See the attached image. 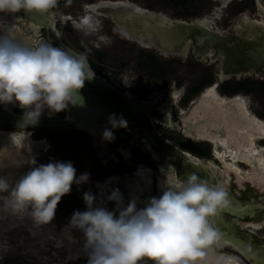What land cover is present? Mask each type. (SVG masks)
<instances>
[{
    "label": "rangeland",
    "instance_id": "rangeland-1",
    "mask_svg": "<svg viewBox=\"0 0 264 264\" xmlns=\"http://www.w3.org/2000/svg\"><path fill=\"white\" fill-rule=\"evenodd\" d=\"M101 1L107 0H58L57 6L51 10L58 18L72 15L76 20L83 15L85 6ZM130 1L147 10L162 13L173 20H194L209 13L217 5L215 0ZM248 10L252 16L256 15L255 0H235L225 9L224 17L216 21V25L221 29L232 30L239 18ZM94 15L104 28L105 41L84 30L62 24L60 20L59 28L65 40L79 52L86 54L97 70L111 76L115 75L117 80L124 81V85L130 86L140 95L162 103L174 90L183 89L185 96L177 103L176 108L180 106L187 110L192 99L198 97L206 87L217 80V64L196 58L190 52L187 56L162 55L155 49L145 48L137 41L127 38L111 17L101 12H95ZM18 33L22 35L26 32ZM0 36H6L20 43L1 29ZM148 54L158 59L162 71L150 73L144 63V58ZM241 80H246L244 87H239L240 80L232 79L220 83L217 89L222 94L232 95L241 92L248 96L251 99V110L264 120V80L253 76ZM160 95L162 98L156 99ZM42 114H50V112L45 109ZM51 115L63 117L65 111ZM159 129L174 143L194 155L220 162V159L212 154L211 149L205 152L199 141L184 138L173 130ZM64 132V128H34L32 138L44 140V146L35 151L32 148L20 150L9 143H6V147L0 144V177L7 180L10 189L34 166L33 158L39 165L47 164L51 160L66 162L78 154L76 162L73 163L77 176L86 172L90 174L88 182L81 185L73 184L71 192L61 198L55 217L49 224L36 225L27 212L14 213L10 208H6L5 201L9 199V194L0 193V264H87V257L82 252L83 234L68 226L69 220L76 211L87 210L83 199L84 193L90 191L99 199L101 195H110L108 188L118 187L121 193L129 188L130 192L138 195L134 190L130 171L141 163L154 167L144 158L133 155V148L125 138L112 144L101 143L86 132L72 129L73 138L65 143H59V137ZM96 142L98 146H95ZM259 144L264 146V140H260ZM121 151L124 156L127 152L134 157L126 159ZM239 164L243 169L248 168L244 163L239 162ZM154 173L155 178H164V172L155 170ZM113 178L115 180L112 181ZM153 190L157 192L156 187ZM139 196L142 201L148 199L146 194ZM106 206L112 210L115 202L109 201ZM258 232L264 233V227ZM211 243L218 252L237 255L235 249L225 246L219 236ZM242 260L245 261L243 258ZM142 264H154V262L144 257ZM244 264L249 263L244 262Z\"/></svg>",
    "mask_w": 264,
    "mask_h": 264
},
{
    "label": "clouds",
    "instance_id": "clouds-1",
    "mask_svg": "<svg viewBox=\"0 0 264 264\" xmlns=\"http://www.w3.org/2000/svg\"><path fill=\"white\" fill-rule=\"evenodd\" d=\"M58 0H0V11L48 13ZM95 72L84 53L41 42L24 46L0 36V103H17L24 109L27 123L38 121L45 109L50 114L75 106L86 80ZM113 128L127 127V121L109 117ZM104 140H113L110 129L103 131ZM30 168L11 187L0 177V193L8 192L5 207L14 213L27 212L36 225L54 219L61 198L72 185L88 182L90 174L77 176L71 161L51 160L39 164L35 158ZM164 171L160 194L143 201L134 195L125 204L118 187L108 188L110 195L99 199L85 192L87 210L76 211L68 226L83 234L82 252L87 264H142L150 258L154 264H194L202 256V246L218 238L212 218L230 204L222 183L210 184L193 173L177 179ZM115 202L110 210L107 202Z\"/></svg>",
    "mask_w": 264,
    "mask_h": 264
},
{
    "label": "water",
    "instance_id": "water-1",
    "mask_svg": "<svg viewBox=\"0 0 264 264\" xmlns=\"http://www.w3.org/2000/svg\"><path fill=\"white\" fill-rule=\"evenodd\" d=\"M258 2L264 12V4L261 0ZM95 5L96 12L111 17L117 25L128 31L131 37L145 38L153 46L146 48H154L164 55L182 56L187 55L189 49H192L196 57H209L212 61L221 60V76L248 73L253 69L257 73H264V39L259 38L257 33L259 30L246 28L243 31L223 33L212 29L201 20H172L162 13L144 11L134 2L126 0H107ZM21 21L28 23V27L34 33L44 28L47 41L55 43L57 47L64 48L72 54L81 53L63 39L58 27L59 18L54 11L50 10L48 13L28 12L23 9L18 12L0 11V23ZM248 33L254 37H250ZM88 61L91 65L89 59ZM93 70L95 76L91 80H86L84 88L79 92L81 100L75 106L69 105L63 117L41 114L38 121L31 124L26 122L24 112L17 110L18 102L0 103V127L74 129L104 140L103 131L110 129L114 133L115 129L109 123V117L112 115L117 119L122 117L127 121L126 128L131 130L136 138L140 135L143 137L152 158L162 162L159 166L161 171L171 169L177 179L195 173L210 184H223L229 194L230 204L212 218L219 238L234 245L241 253V256H236L241 259L244 258L250 264H264V235L254 230V226L264 224V194L259 195L260 191L257 190L261 189L264 193V186L244 179L240 181L235 173L233 181L225 183L223 169L218 165L203 161L179 148L158 131L157 124L173 127L169 112L173 102H166L162 106L156 100L138 99L128 90L122 92L118 88V83L112 84L94 68ZM181 122L182 126L178 129L185 135L192 136L183 118ZM114 140L115 138L108 142ZM11 145L16 147L14 144Z\"/></svg>",
    "mask_w": 264,
    "mask_h": 264
},
{
    "label": "bare ground",
    "instance_id": "bare-ground-1",
    "mask_svg": "<svg viewBox=\"0 0 264 264\" xmlns=\"http://www.w3.org/2000/svg\"><path fill=\"white\" fill-rule=\"evenodd\" d=\"M126 1L132 2L130 0ZM215 1L217 5H215L213 11L206 19L203 18L204 23L208 21L214 25L216 21L221 20L225 8L234 0ZM135 4L142 10H147L139 4ZM95 9V4L85 6L83 15L78 19L75 20L72 15H63L60 17V20H62V24L84 30L88 34L98 36L99 40L105 41L104 28L94 15L96 12ZM245 21H247V18L244 19ZM26 28L27 24L23 21L19 23H0V29L6 34L17 39L24 46L33 47L32 45L37 40L38 34L28 35L24 33ZM20 31L24 34L19 35L18 32ZM124 33L128 38L138 41L143 46L153 47L145 38H133L128 31ZM183 94V89L174 90L168 97V102H173L177 105L183 97ZM159 98H162V96L160 95L156 99L159 100ZM192 103V109L190 108L192 111L190 114V110H186L180 106L177 107V113L188 124L187 130L193 134L192 136L191 134L187 135L194 139L214 142L216 146L215 154L224 163L222 175L224 176L225 183H231L233 181V173H235L236 178L240 181L244 179L264 186V146L258 144L260 140L264 139V120L251 110V99L242 94L235 96L220 94L217 86L214 85L204 91L200 100L198 98L197 100H193ZM4 128L0 127V144L4 147H6V143H10L14 144L20 150L32 148L35 151L44 146V140H35L32 138L33 129L38 127ZM218 142L224 146L223 151L217 149ZM125 156L128 157L129 154L125 152ZM212 162L214 163L215 161ZM239 162L246 163L248 168L243 169ZM170 174H174V172L171 171ZM136 176L141 190H150L154 183L152 169L141 165L140 169L136 172ZM163 179V177H159L157 182L158 195L160 194V185ZM261 227L263 226L256 225V228ZM222 242L225 246L237 249L225 240H222ZM214 250L212 243L202 246L204 254L197 257L194 264H244L242 259L235 254H227L224 252L216 253V250Z\"/></svg>",
    "mask_w": 264,
    "mask_h": 264
},
{
    "label": "flooded vegetation",
    "instance_id": "flooded-vegetation-1",
    "mask_svg": "<svg viewBox=\"0 0 264 264\" xmlns=\"http://www.w3.org/2000/svg\"><path fill=\"white\" fill-rule=\"evenodd\" d=\"M235 1V0H234ZM233 1V2H234ZM238 1H243V0H238ZM261 2L264 4V0H261ZM232 3V2H231ZM230 3V4H231ZM255 3H256V15L255 16H252V14H251V12H250V10H248V12H246V13H244L240 18H239V20L237 21V23H236V25H235V27L232 29V30H225V29H221L219 26H217L216 25V23L213 25V24H210L208 21L205 23V24H207L208 26H210L212 29H215V30H219V31H221V32H223V33H227V32H235V31H237V30H241V31H243V30H246V28H253V29H256V31L257 30H259V31H257V33H258V36H259V38H261V39H264V12H263V10H262V8L260 7V5H259V2H258V0H255ZM215 7V6H214ZM213 7V8H214ZM228 8V7H227ZM226 9V8H225ZM148 11H150V10H148ZM213 11V9L209 12V13H207V14H205L204 16H202V17H199V18H196V19H194V20H187V21H196V20H201V21H204L203 20V18L204 19H206L207 18V16H209V14L211 13ZM155 12V11H154ZM224 12H225V10H224ZM158 13V12H157ZM164 15V14H163ZM166 16V15H165ZM167 17V16H166ZM223 17H224V15H223ZM169 18V17H168ZM245 18H247V23H245L244 22V19ZM171 19V18H170ZM113 20V19H112ZM173 20V19H172ZM175 20H178V19H175ZM183 20H185V19H183ZM19 23V22H18ZM27 24V28H26V30H25V32H26V34H28V35H32V34H38V37L36 38L37 40L35 41V43L33 44V46L35 47V46H37L39 43H41V42H46V43H50V42H48L47 41V38H46V31H45V29L44 28H41L40 29V31L38 32V33H34V32H32L31 31V29L28 27V23H26ZM59 25H60V18H59V23H58V27H59ZM120 27V26H119ZM122 30H123V33L125 32V30L122 28V27H120ZM252 29V30H253ZM59 30H60V28H59ZM60 32H61V30H60ZM61 35H62V37H63V39L65 40V38H64V36H63V34H62V32H61ZM124 35H125V33H124ZM248 35L250 36V37H254L252 34H250V33H248ZM126 36V35H125ZM127 37V36H126ZM128 38V37H127ZM132 40H134V39H132ZM134 41H136V40H134ZM65 42L67 43V41L65 40ZM138 42V41H137ZM139 43V42H138ZM52 45H54V46H57L55 43H51ZM68 44V43H67ZM68 45H70V44H68ZM71 46V45H70ZM143 46V45H142ZM145 48H146V46H144ZM152 49H154V48H152ZM156 50V49H155ZM157 51V50H156ZM157 52H159V51H157ZM189 52L190 53H192V55L194 56V54H193V52H192V49H189ZM189 52H188V54H189ZM160 53V52H159ZM160 54H162V53H160ZM187 54V55H188ZM163 55V54H162ZM187 55H185V56H187ZM172 56H182V55H172ZM194 57H196V56H194ZM196 58H202V57H196ZM203 59H206L208 62H210V63H215V64H217L218 65V69H217V72H216V81L215 82H213L209 87H206L199 95H198V97H196V98H194V99H192V101L193 100H197L198 98H200L202 95H203V93H204V91H206L208 88H211L212 86H214V85H216L217 86V88H218V86L220 85V83H223V82H225V81H230V80H232V79H238V80H240V84H239V87L240 86H242V87H244V85H245V82H246V80H241L242 78H246V77H251V76H253V77H257V78H260V79H262V80H264V73H257L254 69L253 70H251L250 72H248V73H242V74H231V75H226V76H221L222 75V73H221V71H222V63H221V60H216V61H212L209 57H205V58H203ZM91 62V61H90ZM91 65H92V67L94 68V66H93V63L91 62ZM95 69V71L97 72V73H99L101 76H103V77H106L112 84H114V85H116V83H118L119 84V86H118V88H119V90H121L122 92H125L126 90H128V91H130L133 95H135L136 96V98H138V99H142V100H154L153 98H150V97H146V96H143V95H140L138 92H136L133 88H131L130 86H126V85H124V81H119V80H117L116 78H115V75L114 76H111V75H108V74H104V73H102V72H100L99 70H97L96 68H94ZM264 83V82H263ZM193 89H194V87H193ZM192 89V90H193ZM218 90V89H217ZM220 93V92H219ZM220 94H222V93H220ZM237 94H242L241 92H237V93H234V94H232V95H228V96H235V95H237ZM223 95H227V94H223ZM242 95H244V94H242ZM185 96V91H184V94H183V97ZM244 96H246V95H244ZM182 97V98H183ZM182 98L180 99V100H182ZM157 101V100H156ZM158 102V101H157ZM166 102H168V98H167V100H165L164 102H162V103H159L158 102V104H160V105H164ZM192 102L190 103V107L187 109V110H190V108L192 107ZM17 110L18 111H21V112H24L23 110H21L20 109V107H17ZM66 111V110H65ZM169 112L171 113V116H172V124H173V127L172 126H168V125H164V124H157L156 125V127H157V129H158V131L165 137V138H167L169 141H171L173 144H175L176 146H178L179 148H181V149H183L182 147H180L179 145H177L176 143H174L168 136H166V135H164L161 131H160V129L159 128H166V129H168V130H173V131H176V132H179L184 138H187V139H189V140H192V141H199L201 144H202V146H203V148H204V150H205V152L207 151V150H212V154L217 158V159H220L219 157H217L216 156V154H215V144H214V142H212V141H210V140H203V139H194L193 137H191V136H189V135H185L184 133H183V131L182 130H179L178 129V127H180V126H182V122H181V117L179 116V114L177 113V108H176V104H173V105H171L170 106V108H169ZM114 134H115V140L113 141V142H108V141H105V140H101V139H99V138H97V137H95V136H93V135H91V136H93V137H95L96 139H97V141L99 140V141H101L102 143L103 142H106V143H109V144H112V143H115V142H117L119 139H121V138H125L126 140H127V142L130 144V146H132L131 148H133V155H137V156H140V157H142V158H144V160L146 161V162H148V163H152L153 165H154V167H150V166H147L146 164H144V163H141V164H137L135 167H134V169L133 170H131L130 171V174H131V181H132V184L135 186L134 187V190L137 192V194L139 195H144V194H146V196H147V198H149V197H152V196H156V195H158V191H157V180H158V178H155V170H158V171H160V172H163V171H161L160 170V168H159V166H161L162 165V162L159 160V161H155L153 158H152V155H151V153L149 152V150L147 149V147H146V145H145V143H144V141H143V137L140 135L139 136V138H136L134 135H133V133L131 132V130H129V129H127V128H124V127H119V128H115L114 129ZM262 140H264V139H262ZM98 141V142H99ZM59 142V141H58ZM219 143V142H218ZM209 144L211 145V146H209ZM259 144V143H258ZM260 145V144H259ZM95 146H98V143L96 142L95 143ZM260 146H263V145H260ZM211 147V148H210ZM217 149L219 150V151H223L224 150V146L222 145V144H218L217 145ZM183 150H185V149H183ZM186 151H188V150H186ZM188 152H190V151H188ZM106 154H107V152H105ZM122 155H123V157H125L126 159H128V158H132V157H134L133 155H129L128 157H126V156H124V154H123V152L121 151L120 152ZM191 154H193L192 152H190ZM194 155V154H193ZM195 156H197V155H195ZM197 157H199L200 159H202L203 161H209V162H212V161H214V160H207V159H204V158H201L200 156H197ZM228 159H229V156H228ZM216 162V161H215ZM214 162V164H216V165H218L221 169H224V163L222 162V160L220 159V162H216L215 163ZM213 163V162H212ZM241 163H244V162H241ZM244 164H246V163H244ZM144 166V167H149V168H151L152 169V175H153V186L150 188V190H148V191H144V190H141V188H140V184H139V182H138V178H137V176H136V172L140 169V166ZM247 165V164H246ZM241 166V165H240ZM251 182V181H250ZM255 186H256V184H255ZM154 187H156V193L154 192V190H153V188ZM132 190V189H131ZM258 191H260L259 192V195H262V194H264L263 193V191L261 190V189H257ZM255 193V192H254ZM122 194H123V196H124V199H125V202H128L129 201V199H131L130 198V196H134V193L131 191L130 192V189L129 188H126V189H124L123 190V192H122ZM140 203H138V205H142L143 206V201H142V199H140ZM261 226H263L264 227V224L263 225H261ZM214 227V226H213ZM263 227H261V228H263ZM261 228H256V226H254V230H256L257 232H258V230L259 229H261ZM259 233V232H258ZM259 234H262V235H264V233H259ZM219 236V235H218ZM234 249V248H233ZM235 251L237 252V255H239V256H241V253L239 252V250H237V249H235ZM244 259V258H243ZM245 262H248V261H246L245 260ZM249 263V262H248ZM250 264V263H249Z\"/></svg>",
    "mask_w": 264,
    "mask_h": 264
},
{
    "label": "trees",
    "instance_id": "trees-1",
    "mask_svg": "<svg viewBox=\"0 0 264 264\" xmlns=\"http://www.w3.org/2000/svg\"><path fill=\"white\" fill-rule=\"evenodd\" d=\"M144 63L146 65V67L149 69L150 73H152V74H155L159 71H162L160 68L158 59L151 54H148L145 56ZM93 66H94V68H96L95 64H93ZM72 138H73V135H72L71 130L65 129V132L63 133V135L61 137H59V143H65V142L71 140ZM77 158H78V154H76L74 158L69 159L67 161H71L72 163H75Z\"/></svg>",
    "mask_w": 264,
    "mask_h": 264
},
{
    "label": "snow or ice",
    "instance_id": "snow-or-ice-1",
    "mask_svg": "<svg viewBox=\"0 0 264 264\" xmlns=\"http://www.w3.org/2000/svg\"><path fill=\"white\" fill-rule=\"evenodd\" d=\"M247 23V21H245Z\"/></svg>",
    "mask_w": 264,
    "mask_h": 264
}]
</instances>
